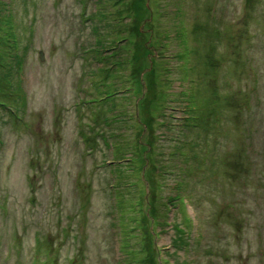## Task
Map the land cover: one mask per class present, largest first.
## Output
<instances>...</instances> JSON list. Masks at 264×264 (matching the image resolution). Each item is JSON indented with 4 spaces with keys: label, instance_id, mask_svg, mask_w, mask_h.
Listing matches in <instances>:
<instances>
[{
    "label": "rangeland",
    "instance_id": "1",
    "mask_svg": "<svg viewBox=\"0 0 264 264\" xmlns=\"http://www.w3.org/2000/svg\"><path fill=\"white\" fill-rule=\"evenodd\" d=\"M0 102V264H264V0H0Z\"/></svg>",
    "mask_w": 264,
    "mask_h": 264
},
{
    "label": "trees",
    "instance_id": "2",
    "mask_svg": "<svg viewBox=\"0 0 264 264\" xmlns=\"http://www.w3.org/2000/svg\"><path fill=\"white\" fill-rule=\"evenodd\" d=\"M0 106H3L4 107V105H3V103L2 102H0ZM7 111L9 110L10 112H13V110L9 107V106H5L4 107ZM102 139H103V137H102ZM105 141V140H104Z\"/></svg>",
    "mask_w": 264,
    "mask_h": 264
},
{
    "label": "water",
    "instance_id": "3",
    "mask_svg": "<svg viewBox=\"0 0 264 264\" xmlns=\"http://www.w3.org/2000/svg\"><path fill=\"white\" fill-rule=\"evenodd\" d=\"M40 56H41V58L43 57V56H42V52L40 53Z\"/></svg>",
    "mask_w": 264,
    "mask_h": 264
}]
</instances>
